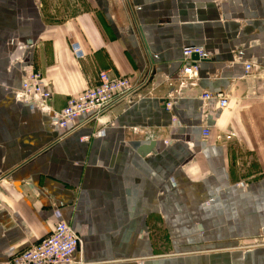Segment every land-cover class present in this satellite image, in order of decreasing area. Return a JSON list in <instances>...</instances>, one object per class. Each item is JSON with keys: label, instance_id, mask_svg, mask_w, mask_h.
<instances>
[{"label": "crops", "instance_id": "obj_1", "mask_svg": "<svg viewBox=\"0 0 264 264\" xmlns=\"http://www.w3.org/2000/svg\"><path fill=\"white\" fill-rule=\"evenodd\" d=\"M193 45L208 58L181 88ZM27 68L55 111L101 71L135 90L63 136L19 101ZM59 221L88 264H264V0H0V264Z\"/></svg>", "mask_w": 264, "mask_h": 264}, {"label": "built area", "instance_id": "obj_2", "mask_svg": "<svg viewBox=\"0 0 264 264\" xmlns=\"http://www.w3.org/2000/svg\"><path fill=\"white\" fill-rule=\"evenodd\" d=\"M183 67L173 79L183 88L188 83H196L200 80L199 63L208 58L204 47L187 46L182 51ZM197 56L198 60L193 58ZM254 65L245 64V77H254ZM135 89L132 88L129 80L122 77H115L108 71H101L98 74L96 86L83 93L69 98L66 106L55 111L51 106L52 92L45 85L42 74L32 68L24 71L22 84L17 91L19 101L23 105L35 104L43 113L50 116L51 125L54 129L63 132V136L73 133L78 127L81 119L89 122L98 119L106 110L111 108L120 100L127 99ZM177 91H174L176 93ZM175 94H170L165 100V108L172 111L175 106ZM203 107L214 101L218 108L227 109L231 97L225 92H204L202 94ZM172 121L176 123L177 117ZM211 130L208 127L202 129V136L208 138ZM234 134L216 136L219 142L231 141ZM84 142L89 137H83ZM166 144H169L166 141ZM83 240L81 236L66 222L56 223L52 233L28 250L15 253L10 256V264H88L85 262L82 253ZM142 264V263H137Z\"/></svg>", "mask_w": 264, "mask_h": 264}, {"label": "water", "instance_id": "obj_3", "mask_svg": "<svg viewBox=\"0 0 264 264\" xmlns=\"http://www.w3.org/2000/svg\"><path fill=\"white\" fill-rule=\"evenodd\" d=\"M193 59H194V60H198V57L195 56ZM155 146H156V142H151V144H150L149 147L143 146V147L140 149V153L145 154V153H147L148 151H149V152H155V150H154Z\"/></svg>", "mask_w": 264, "mask_h": 264}]
</instances>
